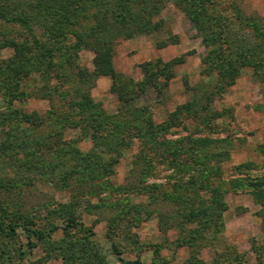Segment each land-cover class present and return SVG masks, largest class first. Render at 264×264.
Listing matches in <instances>:
<instances>
[{"label": "rangeland", "instance_id": "rangeland-1", "mask_svg": "<svg viewBox=\"0 0 264 264\" xmlns=\"http://www.w3.org/2000/svg\"><path fill=\"white\" fill-rule=\"evenodd\" d=\"M44 1L0 0L27 21L0 19V264H264V0H192L203 31L163 0L162 28L116 40L113 65L127 91L148 62L183 57L168 88L121 101L95 78L90 118L54 93L52 68L42 76L49 49L73 39L49 28ZM92 60L79 52L89 72ZM33 113L42 126L21 120Z\"/></svg>", "mask_w": 264, "mask_h": 264}, {"label": "trees", "instance_id": "trees-1", "mask_svg": "<svg viewBox=\"0 0 264 264\" xmlns=\"http://www.w3.org/2000/svg\"><path fill=\"white\" fill-rule=\"evenodd\" d=\"M179 5L185 4L183 7L184 12L189 18L194 27L203 31L207 27L204 26L205 19V5L203 2L196 3L192 0L177 1ZM43 4V11L52 12L51 27L54 32H69L72 41L61 45L55 49L50 48L48 53L52 51L57 52L50 54L49 60L43 66L42 76L50 73V68L56 74L57 87L53 88L54 93L58 94L61 98L66 100L71 109L77 110L86 118L101 115L102 112L97 111V105L93 102L90 90L93 81L98 77H108L112 80V90L117 92L121 101L128 100L131 102V97L138 96L140 91L133 89L139 87L140 89L153 86L157 93L163 89L168 88L169 82L174 78V68L184 62L183 57L175 58L167 62H163L157 58L154 62H148L147 66L154 68V72L148 74V69L143 68L144 81L138 84L131 82V88L127 91L118 89L116 81L119 75L116 73L113 65L114 44L119 38L129 40L139 35H151L159 31L162 27V22L159 20L160 11L162 8L163 0H45L40 3ZM94 9L90 18L83 15L84 10ZM0 19L6 23L21 22L26 24L25 18L17 17L7 11L0 9ZM44 18L36 16L35 23L44 21ZM85 22H88L87 24ZM81 27V30L77 29ZM216 38V37H215ZM215 38L204 37L203 44L206 48L214 44ZM177 37L172 38V43H177ZM168 43H157L156 49L166 47ZM81 50H89L93 53V71L89 72L78 63V54ZM28 55V54H27ZM57 57L59 60L54 62ZM31 58H40L38 55L33 54L26 58L30 61ZM43 58L38 59V65ZM158 77L162 82H157ZM185 88L189 89L188 82H183ZM64 85L68 87L62 90ZM70 85H72L70 87ZM124 93L126 95H124ZM43 98H48L44 97ZM193 108L191 103L179 105L175 111L170 114L171 120L178 117L179 114ZM22 121L31 126L40 127L43 122L36 114H23ZM149 125L151 120L148 121ZM34 127V128H35ZM201 141H197L200 143ZM202 143V142H201ZM69 224L75 225L73 219H68ZM15 225H10L9 230L11 233L15 232ZM28 237H36L42 239L43 234L37 230L30 229ZM51 230L48 234L52 233ZM113 250H117L113 246Z\"/></svg>", "mask_w": 264, "mask_h": 264}]
</instances>
